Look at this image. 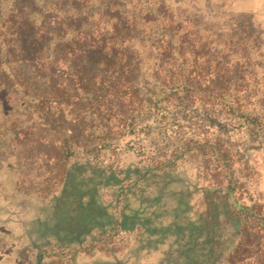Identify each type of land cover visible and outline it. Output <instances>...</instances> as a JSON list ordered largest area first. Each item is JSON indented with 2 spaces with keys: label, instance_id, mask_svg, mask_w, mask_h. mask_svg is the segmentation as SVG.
Instances as JSON below:
<instances>
[{
  "label": "trees",
  "instance_id": "trees-1",
  "mask_svg": "<svg viewBox=\"0 0 264 264\" xmlns=\"http://www.w3.org/2000/svg\"><path fill=\"white\" fill-rule=\"evenodd\" d=\"M194 2L207 17L168 0H0V199L29 209L44 264L85 250L264 264V200L243 188L264 154V31ZM68 102L75 135L56 112ZM37 125L62 156L30 200L12 145Z\"/></svg>",
  "mask_w": 264,
  "mask_h": 264
},
{
  "label": "rangeland",
  "instance_id": "rangeland-1",
  "mask_svg": "<svg viewBox=\"0 0 264 264\" xmlns=\"http://www.w3.org/2000/svg\"><path fill=\"white\" fill-rule=\"evenodd\" d=\"M168 1L173 4L180 3L187 8L190 7L192 11L206 15V17L208 16L206 10H211L207 7L209 5L208 2H205V4L200 3V5L197 6L198 3L194 2V0ZM212 1L214 7L224 9L219 10V13L226 11L230 14H237L242 19H246L247 15L249 18L252 17L254 19L256 27H260L264 31V0H211V2ZM222 1L226 2V8L221 6ZM49 24L52 23L49 22ZM31 72H34V70L31 69ZM35 72L40 76L44 73L39 70H35ZM203 76L204 75L198 76L195 81L206 87L208 84L207 75H205V77ZM53 79L57 81L58 84H67V76L63 70L57 73ZM198 79L201 80L199 81ZM56 112L64 119L71 133L73 135L77 134L79 131V120L74 119V114L77 112V104L68 102L58 107ZM60 134L61 133L57 131L48 129L46 126L37 125L31 127L27 133L12 145L13 158L15 161H19L22 166V176H20V182L18 184L27 191V194L30 196L29 198H31L30 200L37 195L36 189L42 190L43 196V190L50 185L52 186L57 176L62 156L60 149ZM15 157H17V159ZM255 160L254 169L248 167L245 169V172L247 174H252V177L257 180V186L251 185L253 181L245 180L243 188L247 190V188L251 187L252 190L254 187H257L258 195L264 200V154L259 153V155H255ZM0 194L5 193L0 190ZM5 205H7V202H3L0 199V264H30L32 261L26 263L21 260L24 259L23 257L34 256L36 251L32 243H38L42 238L38 233L35 231L33 232V227L31 230L32 216L28 214L29 209L26 210V208H21V205H18V207L14 209V206L11 204L8 205L6 209L4 208ZM46 231H48V227L45 228V232ZM142 240H146V236ZM253 252H255V250H253ZM134 254L135 252H119L115 253V257L125 261L124 264H132L131 260H129V256H133ZM67 258L66 264L112 263V259L108 255L104 252H95V250L70 252ZM135 263L138 264L137 261L133 262V264ZM62 264H64L63 261Z\"/></svg>",
  "mask_w": 264,
  "mask_h": 264
},
{
  "label": "crops",
  "instance_id": "crops-1",
  "mask_svg": "<svg viewBox=\"0 0 264 264\" xmlns=\"http://www.w3.org/2000/svg\"><path fill=\"white\" fill-rule=\"evenodd\" d=\"M11 219V218H10ZM36 251V250H35ZM24 259L21 261H25L26 263H28L29 261H32L30 264H44V262L48 261V259H46V254L45 257L44 255L41 254V252H35L33 257H23Z\"/></svg>",
  "mask_w": 264,
  "mask_h": 264
}]
</instances>
